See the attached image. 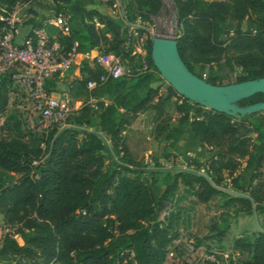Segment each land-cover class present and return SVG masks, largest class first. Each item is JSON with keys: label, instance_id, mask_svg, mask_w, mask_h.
I'll return each mask as SVG.
<instances>
[{"label": "trees", "instance_id": "obj_1", "mask_svg": "<svg viewBox=\"0 0 264 264\" xmlns=\"http://www.w3.org/2000/svg\"><path fill=\"white\" fill-rule=\"evenodd\" d=\"M21 1L0 0V16ZM51 1L57 14L68 12L75 0ZM172 2L177 53L189 71L199 78L205 71L203 79L213 85L225 84L213 74L215 66L236 71L226 84L264 77V0ZM160 5V0H126L127 21L145 22ZM26 10L34 15L26 21L31 25L44 19L41 13ZM78 21L77 31L57 34L63 49L75 45L78 53L97 49L118 55L128 65L138 61V55L131 54L133 46L125 45L127 33L110 15L79 7ZM227 23H233V28L226 29ZM149 48L150 43L145 61L156 71ZM76 67L80 76L65 86L73 99L86 97V81L97 80L102 73L86 58ZM156 96L153 116L160 131H165L163 140L172 138L170 123L174 120L176 125L188 127L200 147L216 151L204 160L190 156L186 169L165 170L162 181L145 183L128 174L137 163L126 156L121 131L128 116L144 111ZM172 97L173 108L168 112L161 102ZM263 100L264 94L255 93L238 103ZM5 102L6 90L1 83L0 113ZM68 121L70 126L50 131L45 141L48 154L41 160L38 138L24 139L14 113L3 119L0 129L10 137H0V169L20 176L12 184L0 185V256L16 257L18 264H162L166 246L176 239L174 228L181 222L182 207H174L162 219L158 212L179 186L181 194L174 200L178 205L186 196L195 203H206L211 197L234 192L226 196L233 213L264 214V140L249 137L264 129V110L235 119L194 104L169 86L161 95L158 87L140 84L114 95L107 103L98 99L95 109L81 106ZM109 146L120 162L104 167L105 161L114 158ZM169 156L164 152L161 158ZM151 160L158 164L157 157ZM240 166L248 171L247 178L237 172ZM228 224L227 218L218 223L217 239ZM231 249L250 255L243 264L264 263V231H258L252 241L234 237Z\"/></svg>", "mask_w": 264, "mask_h": 264}, {"label": "rangeland", "instance_id": "obj_2", "mask_svg": "<svg viewBox=\"0 0 264 264\" xmlns=\"http://www.w3.org/2000/svg\"><path fill=\"white\" fill-rule=\"evenodd\" d=\"M87 1L90 2L86 3ZM114 2L116 3L114 0H75L68 6L70 11L67 12L74 20L70 24L71 27L75 26L77 23L79 7L95 8L114 18L121 26V31L123 33H130V43L135 51H147L150 38L154 35L156 29L163 36L175 37L176 17L172 0H160V8L155 14L151 15L147 21L140 22L134 20L130 22L133 25L132 29H128V27L122 25L118 15V6H113ZM119 2L122 6L126 4V0H119ZM52 5L53 3L51 0H31V2L27 3L26 7L33 9L36 13H41L44 17H50L53 14ZM25 14L28 18L34 17L32 13L25 12ZM26 23L27 22H24V25H26ZM233 26V23H227L225 28L232 29ZM53 33L57 36L55 31H50V34ZM75 60L78 61L79 56H77ZM74 71L73 67L70 74L56 85L57 88L66 90L65 86L73 77H76V71ZM235 72L236 71L229 72L224 67L215 66L213 74L218 75L221 82L226 84L231 80V76ZM145 75L149 77V82L157 83L155 87H158L159 93L164 95L165 88L168 84L160 77L158 72L151 69ZM135 77L137 78V76L134 75L133 78ZM109 87H112V83L107 82L96 88V90L98 89L99 91L94 89L97 92L96 97L98 99L102 98L101 101L104 103L108 102L107 96H109V91L105 90ZM156 100L157 96L152 100V104H149L144 111L133 116H128V121L121 131L122 141L128 149L126 156L137 163V165L129 168L130 171L128 174L138 177L145 183H149L151 179L157 182L162 181L166 174L165 170L170 169V172H172L182 169L185 160L179 158V156H182L181 154L174 152V146L177 141L178 145L182 144L184 146L185 151L190 147L188 138H192L194 142L198 143L197 140L193 138L188 127L186 129L185 126H178L174 120L170 123L173 137L170 141L162 139V135L165 131H160V123L153 116L152 107L157 103ZM173 103L174 97L170 98L168 101L161 102V105L166 111L171 112ZM0 137L8 139L10 134L5 133L4 136L0 135ZM249 137L254 141L264 140V129L258 133H250ZM24 139H27V136H24ZM175 139L178 140L175 142ZM169 142L170 144H168ZM109 149L114 155V151H112L110 146ZM215 151L216 150L213 148L201 147L199 150L200 155L203 154L201 160L214 154ZM164 152H168L170 155L167 160L161 158ZM152 157H157L158 164H153L151 160ZM114 161L120 162L119 157L114 155L113 160L105 161L104 167L114 165ZM119 171L123 172L122 169ZM237 172L242 173L241 166L238 168ZM19 176V173L0 169V185L12 184L18 180ZM181 188V186L178 187L170 201L165 203L163 208L158 212V218L162 219L163 212L166 213L174 207L177 208V206L182 207L179 215L181 222L174 228L175 237L180 242L175 244L171 241L168 244L169 248H171V255L167 257L165 255L162 264H243L250 255L232 250L231 240L233 236L241 235L245 239L252 241L258 231H264V214L257 211H252L250 215L233 213V206L226 203V196L234 195V192H229L228 195L211 197L205 204L195 203L192 198L186 196V199L180 201L178 205L174 200L181 194ZM224 218H227L230 222L231 231L227 234L225 233L224 236L218 240L216 236V226H218V223ZM11 231L12 230H10V232ZM14 238L18 244L22 243L17 235H14ZM223 240L224 244H222ZM182 241L191 242L196 252H189L184 249L182 247ZM209 255L213 256L212 260L206 259ZM0 264H18V259L16 257L0 256Z\"/></svg>", "mask_w": 264, "mask_h": 264}, {"label": "built area", "instance_id": "obj_3", "mask_svg": "<svg viewBox=\"0 0 264 264\" xmlns=\"http://www.w3.org/2000/svg\"><path fill=\"white\" fill-rule=\"evenodd\" d=\"M107 1V0H102ZM113 6H118V15L123 26L132 29L133 25L127 21L125 6L119 0H114ZM31 0L16 3L9 11L0 16V84L6 90V102L0 113V127L3 119L9 113H14L16 121L25 136L38 138V148L41 150V160L48 154L46 139L51 130L59 131L70 126L68 118L77 113V110L88 105L96 108L97 98L92 91L109 81L132 78L151 70L145 61V52L133 50L131 54L138 55V61L128 65L126 60L121 61L118 55L101 53L92 49L88 53H78L75 45L68 50L63 49L57 36L68 35L70 16L67 12L52 14L44 17L39 25H31L26 5ZM25 7V8H24ZM25 28V29H24ZM125 45H130V33ZM79 60L76 61V57ZM86 58L88 62L96 64L102 69L97 80H87L85 88L87 96L73 99L66 90L57 88L73 67ZM76 71V70H75ZM79 77V71H76ZM205 73L201 74V78ZM0 135L5 131L0 129ZM50 144V142H49ZM33 161L32 164H36ZM165 214L164 212L162 213ZM172 242L179 243L177 239ZM182 247L189 252H196L191 242L182 241ZM165 255H171V248L167 245ZM213 256L206 257L212 260Z\"/></svg>", "mask_w": 264, "mask_h": 264}, {"label": "water", "instance_id": "obj_4", "mask_svg": "<svg viewBox=\"0 0 264 264\" xmlns=\"http://www.w3.org/2000/svg\"><path fill=\"white\" fill-rule=\"evenodd\" d=\"M149 58L168 86L194 104L235 119L264 110V100L244 105L238 103L255 93L264 94V77L222 85L210 84L186 68L177 53L174 36H163L156 29L150 38Z\"/></svg>", "mask_w": 264, "mask_h": 264}, {"label": "crops", "instance_id": "obj_5", "mask_svg": "<svg viewBox=\"0 0 264 264\" xmlns=\"http://www.w3.org/2000/svg\"><path fill=\"white\" fill-rule=\"evenodd\" d=\"M90 1H87L86 3H89ZM70 11V9H68V12ZM70 16V15H69ZM72 16V15H71ZM78 20H79V16H78ZM77 20V23L75 24V26H73V27H71V25H70V27H71V30L72 31H77L78 30V27H79V21ZM74 20H73V18L72 17H70V24L73 22ZM74 70H76V71H78V69H77V67H74ZM75 72V71H74ZM110 83H112V87H109L107 90H105V91H109V96H107V101L109 102L112 98H113V96L114 95H116V94H118V93H122L125 89H128V88H131V87H134V86H137V85H140V84H149L151 87H155V86H157V83L156 82H154V83H151V82H149V77L148 76H146V75H144V76H142V77H140V78H128V79H121V80H115V81H112V82H110ZM96 90V89H95ZM93 91V93L95 94V97H96V94H97V90L96 91ZM99 91V90H98ZM111 91V92H110ZM100 94V93H99ZM97 98V97H96ZM98 99V98H97ZM99 100H102V98H100ZM107 103V102H106ZM185 128L187 129V127L185 126ZM188 131V130H187ZM188 134H189V132H188ZM190 136V135H189ZM173 137V136H172ZM178 140V139H177ZM176 139H175V142L177 141ZM188 142H189V146L190 147H188V149H187V151H185L184 150V146L182 145V144H177L178 143V141H177V143L175 144V146H174V152H176L177 154H181L182 156H179V158H183V160H185V163H186V161L188 160V158L190 157V156H193V157H196L197 159H199V160H201L203 157V154L202 155H200V153H199V150H200V146H199V144L198 143H196V142H194V140L192 139V138H188ZM185 163H184V165L182 166V169H186V166H185ZM181 169V170H182ZM242 174H243V176L245 177V178H247L248 177V171H246V170H242ZM201 204H205V203H201ZM231 224H230V222H229V224H228V229H227V231L225 232L226 234L228 233V232H230L231 230ZM224 233V234H225ZM224 234H223V236H224ZM223 236H221L220 237V239L223 237ZM237 236H241V235H237ZM237 236H233V238L234 237H237ZM232 238V239H233ZM224 239V238H223ZM219 240V239H218ZM232 241V240H231ZM224 242V240L222 241V244H224L223 243Z\"/></svg>", "mask_w": 264, "mask_h": 264}]
</instances>
